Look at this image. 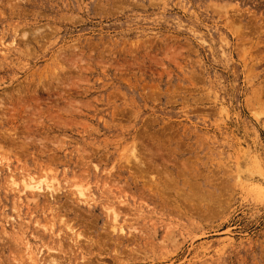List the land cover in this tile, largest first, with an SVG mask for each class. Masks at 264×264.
<instances>
[{"label": "rangeland", "instance_id": "1", "mask_svg": "<svg viewBox=\"0 0 264 264\" xmlns=\"http://www.w3.org/2000/svg\"><path fill=\"white\" fill-rule=\"evenodd\" d=\"M53 256L264 264V0H0V264Z\"/></svg>", "mask_w": 264, "mask_h": 264}, {"label": "bare ground", "instance_id": "2", "mask_svg": "<svg viewBox=\"0 0 264 264\" xmlns=\"http://www.w3.org/2000/svg\"><path fill=\"white\" fill-rule=\"evenodd\" d=\"M24 34V33H23ZM10 42H12V41H10ZM9 42V44H11ZM13 43V42H12ZM26 43V42H25ZM28 43V42H27ZM3 45V44H2ZM28 52V51H27ZM133 147H134V145H133ZM131 149V148H130ZM132 150V149H131ZM133 150H135V149H133ZM131 153V152H130ZM132 155V154H131ZM134 157H135V154H134ZM134 157H132V158H134ZM136 158V157H135ZM134 158V159H135ZM137 159V158H136ZM138 160V159H137ZM140 162V164L142 163V161L140 160L139 161ZM151 163V162H150ZM156 166V165H155ZM147 168H148V171L149 170H151L152 168V164L150 165H147L146 166ZM154 167V166H153ZM146 169V168H145ZM147 171V170H146ZM147 171V172H148ZM144 172V171H143ZM151 172V171H150ZM159 173V172H158ZM167 175V174H166ZM46 175H44V176H41V177H35V176H33V175H22L21 177H20V180L19 181H17V179L14 177V175L11 173L9 176H8V180H9V182L8 183H10V188L11 187H13V188H15L17 191H18V193H27V192H29L30 194H32V195H34V197H35V195L37 196H39V195H41V193H45V194H47V195H49V196H47V197H50V195L51 196H53V194H55V193H57L58 191H59V186L57 185V183H55V180L52 178V179H47L46 177H45ZM163 177H165V176H163ZM168 177V176H167ZM166 177V178H167ZM152 179V178H151ZM170 178H168V180H169ZM168 180H166L167 182H168ZM171 181H173L172 179H170ZM151 186V185H150ZM75 187H76V191H74V193L76 194V198L78 199V201L79 202H81L82 204L84 203V204H88L89 205V201H90V196H89V194L86 192V190H84L83 188H81V187H79V185L77 186V185H75ZM28 193V194H29ZM72 194V193H71ZM72 195H74V194H72ZM24 197H25V195H24ZM56 197V196H55ZM35 198H37V197H35ZM28 199V198H27ZM37 200V199H36ZM108 204V203H107ZM90 206V205H89ZM81 210V209H80ZM105 210H106V213L109 215V217H110V219H111V229L115 232V233H119V234H122V233H124V231H125V226L121 223V221H119V213L116 211L117 209H115V206L114 205H112V204H110V205H108V206H106L105 207ZM37 221L38 220H36L34 223L36 224L37 223ZM61 221H62V219H61ZM49 223V224H48ZM48 223L46 222V224H44V223H40V227L41 228H43L44 229V231L46 230V231H50L49 233L50 234H54L55 235V233H58L57 231L56 232H54V226H55V224H54V222H53V218L52 219H49V221H48ZM47 224H48V226H47ZM65 224V225H64ZM45 225V226H44ZM63 225H64V227H65V229H66V232H69L68 234L70 235V238L71 239H73L76 243L77 242H79V240H80V237H81V235L82 234H80L79 232H76V230H74V227H72L71 225H69L68 223L66 224V223H63ZM80 230V229H79ZM59 232H60V230H59ZM81 232V231H80ZM54 235H52V237L54 236ZM57 236L59 235V234H56ZM68 235V236H69ZM121 236V235H120ZM82 237H83V235H82ZM81 237V238H82ZM54 238V237H53ZM56 238V237H55ZM84 238V237H83ZM57 239V238H56ZM85 239H86V237H85ZM61 240V239H60ZM87 240V239H86ZM81 241V240H80ZM83 241V240H82ZM74 245V244H73ZM25 249L28 251L27 253H28V255H29V258L32 260L33 258H32V256L30 257V253H31V245H29L28 243H26L25 244ZM48 249V248H47ZM41 250V249H40ZM33 251V250H32ZM34 253V252H33ZM50 254H48V257H50L49 256ZM52 256V255H51ZM35 259V258H34ZM86 259V258H85ZM51 260H52V263L51 264H57L56 262H55V260H54V256H53V258H51ZM90 260V259H89ZM54 261V262H53ZM89 262V261H88ZM48 263H49V261H48ZM34 264V263H33ZM46 264V263H45ZM61 264H63V263H61ZM85 264V263H84Z\"/></svg>", "mask_w": 264, "mask_h": 264}]
</instances>
